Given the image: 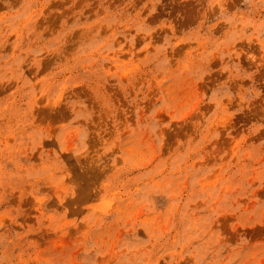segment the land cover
<instances>
[{
    "label": "rangeland",
    "instance_id": "1",
    "mask_svg": "<svg viewBox=\"0 0 264 264\" xmlns=\"http://www.w3.org/2000/svg\"><path fill=\"white\" fill-rule=\"evenodd\" d=\"M0 264H264V0H0Z\"/></svg>",
    "mask_w": 264,
    "mask_h": 264
}]
</instances>
